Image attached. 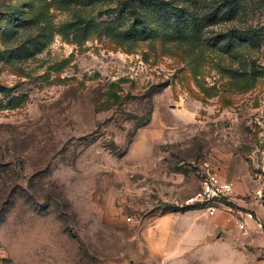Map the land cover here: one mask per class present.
<instances>
[{
    "label": "rangeland",
    "instance_id": "obj_1",
    "mask_svg": "<svg viewBox=\"0 0 264 264\" xmlns=\"http://www.w3.org/2000/svg\"><path fill=\"white\" fill-rule=\"evenodd\" d=\"M123 1L0 0V264H264L188 203L209 167L264 211V0Z\"/></svg>",
    "mask_w": 264,
    "mask_h": 264
},
{
    "label": "built area",
    "instance_id": "obj_2",
    "mask_svg": "<svg viewBox=\"0 0 264 264\" xmlns=\"http://www.w3.org/2000/svg\"><path fill=\"white\" fill-rule=\"evenodd\" d=\"M259 193H257V196ZM236 198L234 184L223 179L217 172L207 168L201 180L200 191L189 200V204L204 210L208 217H215L220 212L231 214L234 226L240 232L247 231L249 222H254L259 228L263 224L253 211L239 212L236 216L232 207Z\"/></svg>",
    "mask_w": 264,
    "mask_h": 264
},
{
    "label": "trees",
    "instance_id": "obj_3",
    "mask_svg": "<svg viewBox=\"0 0 264 264\" xmlns=\"http://www.w3.org/2000/svg\"><path fill=\"white\" fill-rule=\"evenodd\" d=\"M156 0H124L120 3V7L123 10H130L135 8L137 5H142L141 7H146L148 5H155ZM233 8L227 10H216V12L210 14L208 17L201 18L193 12H184L179 10L174 14L171 21L172 29L175 31V34L178 36H184L186 34H191L198 37L201 34L203 24L206 22L208 25H211L212 20L218 17H225L226 15L230 16ZM218 43L214 44L217 45ZM233 41L229 40L225 44V47L229 50L232 49Z\"/></svg>",
    "mask_w": 264,
    "mask_h": 264
},
{
    "label": "crops",
    "instance_id": "obj_4",
    "mask_svg": "<svg viewBox=\"0 0 264 264\" xmlns=\"http://www.w3.org/2000/svg\"><path fill=\"white\" fill-rule=\"evenodd\" d=\"M212 169V168H211ZM213 170V169H212ZM217 172V171H216ZM219 174V173H218ZM220 175V174H219ZM223 179H225V177H223V175L221 174L220 175ZM226 180V179H225ZM236 191H237V193H239L238 192V190L236 189ZM235 201H241V200H236V198H234V202ZM246 206L248 207V209L249 210H251V211H255V213H257L258 214V216H259V218L261 219V221L263 220L264 221V211L262 210V205H259L258 204V202H256V203H247L246 202ZM219 214H222V215H224V216H226V217H224L225 218V220L227 221V220H230V219H232V216H231V214H229V213H226V212H220ZM218 214V215H219ZM169 218H171L172 216H168ZM174 217H177V216H174ZM216 217V216H215ZM163 220H165L166 221V217L163 219ZM233 221V220H232ZM254 222H252V221H250L248 224H249V226H254V224H253ZM181 248V247H180ZM179 248V249H180Z\"/></svg>",
    "mask_w": 264,
    "mask_h": 264
}]
</instances>
